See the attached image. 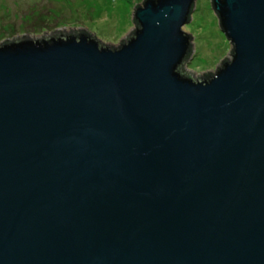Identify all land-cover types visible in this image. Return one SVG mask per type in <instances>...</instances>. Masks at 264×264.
<instances>
[{"label":"water","instance_id":"water-1","mask_svg":"<svg viewBox=\"0 0 264 264\" xmlns=\"http://www.w3.org/2000/svg\"><path fill=\"white\" fill-rule=\"evenodd\" d=\"M194 4L0 45V264H264V0H210L230 48L186 76Z\"/></svg>","mask_w":264,"mask_h":264},{"label":"rangeland","instance_id":"rangeland-1","mask_svg":"<svg viewBox=\"0 0 264 264\" xmlns=\"http://www.w3.org/2000/svg\"><path fill=\"white\" fill-rule=\"evenodd\" d=\"M141 0H0V45L14 38L87 32L113 48L135 30L132 22ZM210 0H195L189 23L182 29L193 36L192 56L184 65L214 70L230 43L215 26Z\"/></svg>","mask_w":264,"mask_h":264},{"label":"trees","instance_id":"trees-1","mask_svg":"<svg viewBox=\"0 0 264 264\" xmlns=\"http://www.w3.org/2000/svg\"><path fill=\"white\" fill-rule=\"evenodd\" d=\"M132 22H133V20H132ZM134 25H135V23H134ZM78 33V32H77ZM76 33V34H77ZM133 33V32H132ZM131 33V34H132ZM192 51H193V47H192V45L190 46V49L188 50V54H187V56H186V59H185V61H184V63H183V65H182V67L180 68V73L182 74V75H186L187 76V74H189V73H186V70H185V64L187 63V61L190 59V57L192 56L191 54H192ZM226 61V60H225ZM224 62V61H223ZM210 74H212V73H210ZM210 74H202L201 76H199V79H204V78H210L209 76H210Z\"/></svg>","mask_w":264,"mask_h":264}]
</instances>
